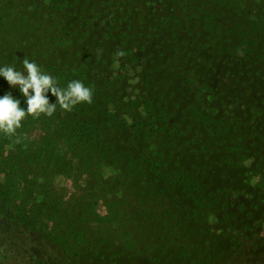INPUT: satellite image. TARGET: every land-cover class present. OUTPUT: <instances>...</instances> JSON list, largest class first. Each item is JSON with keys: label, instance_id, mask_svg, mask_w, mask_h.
Masks as SVG:
<instances>
[{"label": "rangeland", "instance_id": "rangeland-1", "mask_svg": "<svg viewBox=\"0 0 264 264\" xmlns=\"http://www.w3.org/2000/svg\"><path fill=\"white\" fill-rule=\"evenodd\" d=\"M58 1L0 0V41L5 43L10 38L7 41L13 51L25 42L29 49L40 46L37 37L29 43L21 27L49 30L52 24L48 16L58 14L57 10L81 33L95 28L85 39L75 43L70 39L69 44H80L81 61L100 54L104 63L92 71L93 80L114 86L118 104L112 101L109 110L119 115L118 129H123V136L130 135L132 118L144 109L149 55L163 64H172L168 74L170 87L162 92L165 102H177L178 109L184 110L200 96L206 102L211 100L209 92L213 87L223 88L228 96L222 102L211 103L214 114L230 112L239 122L246 123L247 133L253 130L255 136L243 142L245 150L240 149L239 153H224L221 146L230 145L220 143L219 161L209 169L201 167L200 162H191L194 154H189L194 177L205 187L203 203L193 200L198 193L188 197L177 186L164 184L163 177L140 185L136 202L131 197V184L123 180L124 172L108 166L86 169L68 154L55 161L45 180L37 177L35 184L8 182L0 162V264H31L27 256L18 254L27 247V242H22L24 236L39 250L37 245L41 244L39 252L44 251L45 257L52 253L59 256L63 253L61 241L70 231V241L77 240L87 249L98 243V236H106L107 240L110 236V241L100 244V248L110 255L122 252L125 263L120 264H151L148 254L166 264H187L185 248L193 255H189L193 264H202L205 258L210 264H264V20L257 21L259 15H264V0H236L241 5L233 10L221 6L219 0H80L85 3L84 11L76 15L73 4L60 9ZM90 8L95 14L91 17L87 15ZM104 9L114 14L113 20L117 12H122L121 30L109 34L106 25L112 21L101 15ZM128 9L144 20L140 23L136 18L130 24L138 33L126 31L129 25L124 28ZM88 18H92L91 22ZM256 24L262 28L254 31ZM156 28H162L161 36L156 34ZM126 32L127 36H123ZM195 33L197 37L192 42ZM187 42L201 47L198 60L208 51L212 65L195 64L197 60L181 49ZM174 48L181 50L180 55L189 65L179 68L180 58L170 55ZM22 50L17 52L24 59ZM70 52L69 56L75 55L74 50ZM64 53L60 55L63 57ZM178 69L185 78L177 77ZM223 106L230 111L224 112ZM42 130L36 121H29L26 127L17 129V134H21V140L35 144L43 137ZM6 140L14 142L8 138L1 141ZM181 140L174 139L175 145ZM10 146L0 144V160L6 157ZM132 186L135 188L136 184ZM137 210L145 215L131 220ZM11 228L17 237L19 232L26 233L21 242L12 236ZM57 229L61 231L57 233ZM91 254L80 252L78 264H94Z\"/></svg>", "mask_w": 264, "mask_h": 264}, {"label": "trees", "instance_id": "trees-1", "mask_svg": "<svg viewBox=\"0 0 264 264\" xmlns=\"http://www.w3.org/2000/svg\"><path fill=\"white\" fill-rule=\"evenodd\" d=\"M68 1L59 0V8L63 9L65 6L73 4V7L75 6L73 14H80L84 11L85 3L83 1L70 0V3ZM219 1L221 6L232 10L235 8L239 9L241 5L236 0ZM117 3L115 1V4ZM186 3L189 4L190 2L187 1ZM73 7H71L72 10ZM116 7L117 11H119L120 8ZM59 12L57 10L58 14L53 12L48 16L52 24H49V30L46 28L41 31L29 30L27 27L23 29L21 27V31L28 37L29 43L32 44V40L37 37L40 46L35 45L29 49L30 46L25 45V42L16 51H13L10 49L11 43L7 41L10 38L5 39V43L0 41V67L13 66L17 70H23V59L18 56L17 50L24 49L20 55L25 52L24 58L26 57L30 61H34L43 73L51 74L56 79L60 88H66L72 80H79L85 87L90 88L92 91V103L78 104L71 112L62 111L57 106L56 112L51 117L41 115L38 119H34L31 116H27L22 121V126L18 130L26 127L29 121H36L44 129L42 130L43 137L35 144L24 139L21 140V134L9 137L0 132V144L4 145V147L11 145L9 150L6 151V157L0 160L3 164V170L7 173L6 180L8 182H31L34 184L36 183V179H38L37 177L45 180V176L51 171V167L55 165V161L63 157V154H68L79 166L81 165L86 169H100L108 166L116 172L119 170L124 172L123 180H125L126 184H131V194L133 193L131 197L136 202L140 198V194L137 193L140 191L138 188L140 185L142 186L149 181L154 182L156 179L160 180L163 177L162 182L164 184L177 186L188 197H190L189 195L192 197L194 193H198L193 200L196 203H203L205 196L202 193L205 187L201 186V182L194 177L191 162H200L201 167L209 169L219 161L217 152L221 145L220 143L230 145L229 148L221 146L222 148L224 147V153L232 154L236 151L239 153L240 149L242 151L245 150V147H242L243 142L252 140L255 136L253 130L247 133L245 129L246 123L239 122L235 117L230 115V112L227 114H214L211 103L222 102L223 97L228 96L226 90L213 87V91L209 92L211 100L207 99L206 102L200 96L198 100L191 104L190 108L179 110L177 102L173 103L172 100L165 102L164 94H162V92L170 87L171 78L168 77V74L171 70L170 65L172 66V64H163L149 55L148 66L150 67L146 71L145 87L147 92L143 100L144 109L142 112H137L135 118H132L130 125L132 131L130 135L123 136V129H118L119 115L117 116L109 110L112 101L115 100L118 104L114 86L108 82H102V80L100 82L93 80L92 71L95 70V67L104 63L101 60L100 54H93L87 57L86 61H81L82 48L80 44H69L70 39L74 43L85 39L95 28L82 31L81 33L79 27L70 25L67 22V16ZM201 13L202 17L206 20L203 11ZM93 14L94 10L90 8L87 15L91 17ZM126 14L129 17L126 16L127 18L124 20L127 23L124 28L129 25L130 27L126 28V31L138 33L136 28L130 24L133 25L134 21L132 20L136 18L140 23H143V18L141 16L137 17L132 13L131 9H128ZM101 15L112 21L106 25L109 34L122 29L120 26L122 24V12H117V18H114V20V14L112 15L107 9H104ZM205 15L208 17L209 13L205 11ZM91 20L92 18H88V22H91ZM263 20L264 15H259L257 21L262 22ZM102 24L101 22L100 25ZM43 26L42 23L41 27ZM260 28L262 26L256 24L254 31ZM170 29L172 30L173 28L170 27ZM9 34V31H7V37ZM156 34L161 36L163 34L162 28H156ZM123 36H127V32ZM145 36L147 38L150 37L148 33H145ZM196 37L197 33H195V38H192V42ZM89 44L91 47H94L92 41ZM83 47L87 49V46L86 48L85 46ZM37 49H39L38 52H36ZM181 49L182 51L185 50L184 52L190 55L192 59H196L197 62L195 64H198L200 67L212 65L208 57L210 55L208 51L203 54L202 60L196 58V55L201 52L200 46L187 42ZM72 50H74L75 55L69 56ZM62 51L65 52L63 57L60 55ZM180 52L181 50L174 48L170 55L174 59L180 58L182 62L179 63V68L182 69L186 65H189V63L186 64V59L180 55ZM179 71L177 77L185 78L184 72ZM0 78V92L4 95L11 93L15 99L20 101V107L26 109L25 98L19 91V88L10 87L3 77ZM218 90H222V92ZM199 95L200 91L197 96ZM47 96L50 103L56 102V97L50 91ZM223 107L224 112L230 111L229 107ZM192 128H196L194 129L195 132L189 134ZM188 135L189 137L186 141L181 140V138H186ZM4 138L13 139L14 142L11 140L2 142L1 140ZM174 139L181 140V142L175 145ZM17 140H19V143L16 142ZM36 145L38 148L34 147ZM192 152L194 155L191 158V162L188 163L190 159L189 154ZM1 157L2 155L0 154V159ZM165 171L167 173H164ZM29 175H31L30 180L28 178ZM134 183L136 184L135 188L132 186ZM31 213L34 212L31 211ZM140 215H145V213L141 214L137 210L134 213L135 218L132 216L131 220L140 219ZM25 218L29 219L27 214ZM80 218L81 216L73 217L72 219L73 221H77ZM60 231V229H57V233ZM11 232H14V229L11 228ZM70 233L72 234L70 231L69 236L65 235L63 241H61L63 253L59 256H55L52 253V255L49 254L47 257H45L44 251L39 252L42 249L41 244L38 243L37 245L40 248L39 250L30 241H27L28 236L22 237L26 233L19 232L18 235H21L17 237L14 232L12 236H15L18 241L20 240L19 242H21V238H23L22 242H27V247H22V251L18 254L27 256L28 262L31 264H52L53 262H57L58 264H78L80 263L78 259L80 252L92 253L91 259L95 261L94 264L125 263L124 259L122 260V252L112 253L111 255L108 252L102 253L100 244H107L108 240L110 241V236H108V240L105 239L106 236L105 238L98 236L96 240L97 244L86 242L87 244L90 243L92 247L91 249H87L83 244H78L77 240L70 241ZM48 234L52 235V233ZM64 234L63 230L62 235ZM95 246L96 248H94ZM187 249L189 248H185L184 259H187V264H193V259L189 258V255L190 257H193V255ZM124 256L127 259L129 258L127 255ZM148 258L151 264H166V261L155 260L150 254H148ZM202 264H210L208 263V258H205Z\"/></svg>", "mask_w": 264, "mask_h": 264}, {"label": "clouds", "instance_id": "clouds-1", "mask_svg": "<svg viewBox=\"0 0 264 264\" xmlns=\"http://www.w3.org/2000/svg\"><path fill=\"white\" fill-rule=\"evenodd\" d=\"M123 55V53H118ZM23 70L13 66L0 67V77H3L10 87L19 88L25 98L27 108L20 107V101L11 93L0 97V132L11 137L17 134L22 121L31 116L38 119L41 115L51 117L57 110L71 112L81 103H92V91L79 80H72L66 88H60L51 74L43 73L39 66L28 58L22 61ZM56 97L55 103H50L47 94ZM19 143V140L16 141Z\"/></svg>", "mask_w": 264, "mask_h": 264}]
</instances>
